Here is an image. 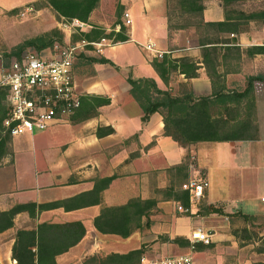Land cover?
I'll list each match as a JSON object with an SVG mask.
<instances>
[{
	"label": "crops",
	"instance_id": "crops-1",
	"mask_svg": "<svg viewBox=\"0 0 264 264\" xmlns=\"http://www.w3.org/2000/svg\"><path fill=\"white\" fill-rule=\"evenodd\" d=\"M136 1H119L130 17L126 26L128 38L109 47L130 41L140 44L134 38L137 26L131 15ZM202 2L203 20L223 19L220 0ZM162 4V8L156 11L158 16L153 14V24L140 17L142 32L153 38L147 36V40L141 43L148 53L145 57L140 55L145 72L138 76L152 77L160 88L173 90L182 82L195 95H210L214 91H241L247 76L259 74L262 78L252 80L251 91L246 96L214 104L236 108L227 116L248 120L250 126L244 129L247 136L199 140L180 146L162 133L158 112L151 113L145 121L140 120L141 109L129 95L128 84L119 90L107 75L99 73L121 67L120 61L104 52L107 46L102 47L101 55L117 68L108 63L94 62L93 81H86L83 87L87 93L107 96L109 102L98 106L96 114L90 117L55 120L43 130L11 136L9 151L0 157V210L16 204H29L18 209L13 214L11 225L0 231V264H15L10 254L15 231L35 228L40 222L78 220L84 227L79 240L56 254L53 264H74L89 255L125 252L138 247L143 236L139 233V239H131L134 244L130 248L125 246L128 235L137 229L125 237L102 233L93 226L94 216L110 215L105 211L106 207L122 205L136 196L155 198V205L147 215H185L177 208L179 203L176 200L160 195L155 188L167 183L165 168L177 163L186 153L190 158L189 172L194 174L198 171L207 180L203 196L198 201L202 199L205 205H219L225 213L264 214V201L260 199L264 196V52L250 51L252 46L261 45L264 25L248 21L246 27L238 32L220 31L212 42L201 44L203 41L198 40L199 35L192 25L168 33L165 0ZM148 42L153 50L144 47ZM157 50L168 57H185L194 68H188L187 74L179 72L178 68L173 69L165 85L149 64L150 51L153 56L160 57L154 54ZM75 59L72 71L79 88ZM134 63L127 61V68L132 69ZM102 125L110 126L112 132L96 136L95 128ZM193 207L195 203L190 204L188 210L193 212ZM124 210L117 208L116 215H124ZM196 215L225 214L201 212ZM178 218L176 216L172 221V234H181L175 226ZM198 227L209 230L211 244H199L191 255L192 264H225L230 253L236 255V264H250L252 258L244 254L248 244L237 245L227 229Z\"/></svg>",
	"mask_w": 264,
	"mask_h": 264
},
{
	"label": "trees",
	"instance_id": "trees-1",
	"mask_svg": "<svg viewBox=\"0 0 264 264\" xmlns=\"http://www.w3.org/2000/svg\"><path fill=\"white\" fill-rule=\"evenodd\" d=\"M54 10L56 17H76L86 21L91 10L97 5L98 0H44ZM203 0H178L179 5H183V11L192 14L194 21L188 24L171 23L167 14L166 27L170 34L177 29L192 25L198 27L210 28L214 32H238L244 28L248 21H259L264 25V6L258 9L244 11L234 7L240 0H220L223 9V19L221 20H203L201 12ZM16 7H11L8 11L12 12ZM122 5L116 4V21L119 23L117 31L111 30L108 34L103 33L101 27H91L87 31H80L79 35H72L73 38H84L86 40H96L100 37H110L113 34L112 41H124L128 38L124 32L125 27L119 20ZM215 37V36H214ZM214 37H198L201 42H212ZM218 37V36H216ZM215 37V38H216ZM63 35L59 29L52 28L48 31L24 38L16 44L10 54L18 55L19 51L25 46H32L37 50L52 45L54 41L62 42ZM203 49L206 50V47ZM253 52H264V45H255L250 48ZM89 61L108 63L115 68L111 60L100 55L98 57L90 56ZM149 64L156 71L160 79L166 85L169 73L178 68L179 72L188 71V68H194L192 63H188L185 57H168L164 52L160 57L152 56ZM185 72L184 74H187ZM191 73H193L191 71ZM261 79L259 74L246 77V84L241 91L221 92L214 91L210 95H195L186 83H178L176 88H160L156 85L154 79L150 76H136L131 74L125 76L128 84V93L136 101L141 109L140 120L145 121L153 112H158L162 121V133L170 136L177 144L185 147L199 140H222L230 138H240L247 136L245 128L250 126L246 119L236 120L229 118L230 112L236 111V108L228 106H215L214 104L235 100L237 97L246 96L250 93L253 79ZM0 93V157L9 151L8 141L10 135L1 131V119L6 115V107L1 101ZM109 102L107 96L95 93H81L78 107L70 115V118L78 120L95 115L97 107ZM216 103V104H217ZM247 105H245L246 108ZM220 115V117H218ZM231 121V122H230ZM96 136H102L112 132L108 125L97 126L95 128ZM152 142V141H151ZM149 142V143H151ZM189 155L186 153L183 157L172 165L165 168V173L170 169L181 173L178 185L167 183L160 188H155L156 192L162 193L176 200L182 207L187 208L183 214L188 215V193L181 188V183L188 178ZM109 179V177H106ZM204 204V202H203ZM155 205V198L131 197L119 206L106 207L110 215H96L93 218V226L102 233H114L122 237L127 236L132 230L142 226L141 217L149 213ZM29 204H16L6 210H0V231L9 227L12 223L13 214L22 207ZM203 212H214L225 215H241L248 218L250 215L240 213L239 211L224 212L219 205L208 204ZM117 208L124 210V215H116ZM199 210V208L197 209ZM264 215V214H263ZM148 224V221H145ZM84 233L83 224L78 221H68L61 223L40 222L35 228L17 229L14 234V241L11 245V257L15 259V264H53L54 256L65 251L69 246L79 240ZM172 237L171 239H176ZM182 238V237H181ZM187 242V239H184ZM143 243L138 247L129 249L125 252L110 251L103 255H89L81 262L74 264H138L142 257ZM205 246H207L205 244ZM256 251L264 254V235L261 237V246L255 247ZM250 264H264V259L253 258Z\"/></svg>",
	"mask_w": 264,
	"mask_h": 264
},
{
	"label": "rangeland",
	"instance_id": "rangeland-1",
	"mask_svg": "<svg viewBox=\"0 0 264 264\" xmlns=\"http://www.w3.org/2000/svg\"><path fill=\"white\" fill-rule=\"evenodd\" d=\"M119 1L120 0H98L97 5L91 10L87 20L85 21L88 26L84 31L89 30L91 27H101L104 34H108L111 30L117 31L115 30V27L116 25H119V23L115 22L117 19L116 4ZM153 3H155V6H153ZM14 6L16 9L9 12L8 10ZM162 6V0H154V2L153 0L136 1V7L131 15L134 17L135 25L137 26L134 38H136L140 44L130 41L109 47L108 45L118 42L112 41L113 34H111L110 37L104 36L110 40L109 44L100 45L98 47L99 49L93 44H85L83 46V50L77 53L75 59V71L79 82V88H81V90L83 88V93H86L83 86H85L86 83L92 82L93 74H95L93 70L94 62L89 61L88 57L100 56L101 48L104 46H107L104 48V52L120 61L121 67L118 70L110 69L114 72H110L108 69V73L103 72L104 70L99 71V73H102L103 76L107 75V77H109V79L113 82V85L119 90H122L127 86V82L125 80V76L127 74H131V76L136 77L145 72L143 71V67H141L140 55L145 57L148 50H144L141 47V43H144L147 40V36L151 38L153 37L148 34L145 35V33L142 32V19L140 17L143 16V18L151 25V23L153 24V14L157 17L158 13H156V11L161 9ZM263 6L264 0H240L234 5L235 8L244 11L258 9ZM183 7V5H179L178 0H165V14H167L171 23L185 25L194 21L192 14L184 12ZM122 12L123 9L120 11V21H122ZM59 19H61V17H56L54 10L49 4L45 3L44 0H0V69L6 66L13 57H17L22 51L26 49H36L32 46H25L19 51L18 55H12L10 54V50L16 44L21 42L24 38L48 31L52 28L59 29L57 26V21ZM65 19L68 18L65 17ZM251 21L255 25H262L259 21ZM246 25H244V28ZM126 26L127 25H124L125 33L127 28ZM196 30L197 34L201 37H216L219 35V33L214 32V30L210 28L204 27L203 29L202 27H198ZM61 33L62 35H66V32L64 34V32L61 31ZM74 34L79 35L78 32H74ZM156 52L154 51V54ZM149 53L153 56V52L150 51ZM129 60L133 63L135 62L132 69L127 68L128 66L126 65V62ZM151 72H153V70H151ZM189 160L190 158H188V161ZM190 177L205 178L198 171L191 174L188 167V176L186 178ZM165 180L178 185L180 181L184 180V178H181L180 172L178 173L173 169H169L165 173ZM160 195H162V193H160ZM198 208L199 210H197ZM205 208L206 206L203 204V200L201 199L195 203V207L192 208L194 210L193 212H190L189 210L186 211L188 212V215L142 216V226L138 228L137 231H132L130 235H128V238L125 241V246L130 248V246L134 244V241L139 239V234H141L143 235L142 243L144 245L142 256L154 259L165 255H175L181 253H189L193 255V251L198 248L199 244H205L201 242H194L193 247L191 248L189 246L190 243L187 236L183 234L189 232L191 228L195 226L198 227L200 225L210 227L212 230L227 229L235 238L237 245L248 244L244 253L246 257H250L252 259H264V254L256 251L255 249V247L261 246V237L264 235L263 214L250 215L248 218H243L241 215H196L203 212ZM182 212L184 213V211ZM176 216H179L177 219V225H175L177 226L176 230L181 234H172V221ZM146 220L148 221V224L145 222ZM172 237L177 238L172 240ZM131 239L135 240L131 241ZM184 239H187V242H184ZM210 244L211 243L206 245L209 246ZM227 257L228 261H225V264H236V255L230 253L227 254Z\"/></svg>",
	"mask_w": 264,
	"mask_h": 264
},
{
	"label": "built area",
	"instance_id": "built-area-1",
	"mask_svg": "<svg viewBox=\"0 0 264 264\" xmlns=\"http://www.w3.org/2000/svg\"><path fill=\"white\" fill-rule=\"evenodd\" d=\"M121 19L124 25L130 23L127 10H123ZM57 26L64 34L66 32L62 42L54 41L52 45L39 50L26 49L0 69L1 101L6 107V115L1 119V131L10 136L43 130L55 120L68 119L78 107L82 93L72 71L74 58L85 44L98 48L110 41L105 37L72 40L74 32L84 31L88 26L76 17L65 19L61 16ZM118 27L116 25L115 30ZM259 44L264 45V39ZM144 47L153 50L149 42ZM160 54V51L156 52V55ZM206 185L207 180L202 177H190L181 183V188L187 190L189 205L198 202ZM260 199L264 201V196ZM177 208L181 211L187 209L180 204ZM187 238L191 248L194 242L208 244L211 240L209 230L200 227L192 228ZM138 264H192V257L189 253H181L154 259L140 258Z\"/></svg>",
	"mask_w": 264,
	"mask_h": 264
}]
</instances>
